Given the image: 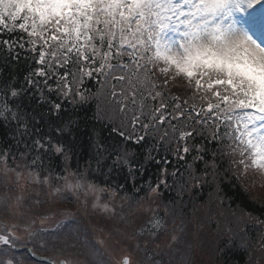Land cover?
<instances>
[{
    "label": "snow or ice",
    "instance_id": "6c2138e0",
    "mask_svg": "<svg viewBox=\"0 0 264 264\" xmlns=\"http://www.w3.org/2000/svg\"><path fill=\"white\" fill-rule=\"evenodd\" d=\"M5 48L11 60L24 53L32 61L19 84L15 75L0 81V120L6 128L15 122L12 140L32 166L25 164L26 171L19 163L13 167L9 160L15 161L16 153L10 146L0 149L5 176L15 174V187L3 185L0 211L23 216L21 210L31 205L22 193L36 185L52 195L68 193L85 206L114 212L107 200L127 190L129 182L147 171V164H155L160 172L155 186L149 183L147 189L158 193L161 184L167 186L173 160L184 162L183 171L171 172L173 179L179 173L181 188L186 186L184 177L194 186L200 183L198 162L205 165V177L210 168L215 175L218 158H227L229 170L240 175L249 170L264 174V0H0V52ZM173 86L189 95H173ZM93 96L103 103L98 104L97 119L102 112L109 121L105 127L121 138L122 149L106 145L95 125L73 118ZM26 101L32 102V111L22 107ZM24 136L31 142L17 139ZM78 136L88 138L95 171L105 177L103 186L79 169L57 174L63 185L55 186L51 175L40 169L38 161L48 154L67 162L78 147ZM149 143L143 161L129 151L131 145L143 148ZM161 150L165 155L158 158ZM125 169L122 183H107L114 170ZM17 188L21 194H15ZM133 188L144 190L135 183ZM59 199L72 202L67 194ZM144 211L153 212L148 223L158 232L162 224L152 205ZM60 215L63 219L53 226L47 215L39 228L35 220L24 225L27 238L22 243L32 245L27 247L31 256L54 247L64 236L82 235L73 215ZM18 227H0L5 256L0 264H34L8 256L21 247ZM145 231L156 235L149 229L139 234ZM261 243L264 246V234ZM95 244L102 247L104 241ZM83 247L93 264H106L87 237ZM48 264L56 261L49 259ZM59 264L70 262L63 259ZM120 264H130V259L125 256Z\"/></svg>",
    "mask_w": 264,
    "mask_h": 264
},
{
    "label": "trees",
    "instance_id": "16d2710c",
    "mask_svg": "<svg viewBox=\"0 0 264 264\" xmlns=\"http://www.w3.org/2000/svg\"><path fill=\"white\" fill-rule=\"evenodd\" d=\"M32 64L31 60H26L24 53H21L19 60H11L8 58V50L5 48L4 51L0 52V81H7L13 75L17 78V84L23 81L24 75L27 74L29 66ZM173 95H180L182 97H187L189 94L184 91L183 88L179 86L172 87ZM1 100H4V96L1 95ZM193 101H190L192 103ZM199 103V101H195ZM32 102L26 101L22 106L26 111H32ZM96 101L87 103L82 108H78L73 113V118L77 122H86L90 127L95 125L97 132L100 137L104 140L105 144L110 146V148H123L124 145L120 143L121 138L115 133H110L109 127L105 125L109 124V121L104 117L103 119H97V107ZM70 108L72 106H69ZM38 111V110H37ZM100 117L101 114H100ZM5 122L0 120V143H8L12 139V134L16 131V124L14 121H10L9 127H4ZM44 131L47 132L48 129L45 127ZM23 140H28L27 136L22 137ZM88 138L86 136H78L77 143L78 147L75 148L70 159L65 162L62 157L50 155H45L43 158L44 168L47 169L45 173L49 174H60L65 169H72L76 171L79 169L81 172L88 171L89 179L94 180L101 186L104 185L105 177L99 172L95 171L96 164L95 160L91 159L93 150L87 144ZM12 151L16 153V157L19 154L17 147L13 146V143L9 145ZM7 147V146H6ZM151 147V144L145 145L141 148L136 145H131L129 151H134L137 154L138 159L143 161V157ZM155 155V152L153 153ZM165 155L163 150H161L160 157ZM169 158H171L169 154ZM191 158H189L190 160ZM209 159L211 156L209 155ZM112 161L109 160L108 163ZM47 164H50L46 166ZM199 171L195 174L200 178V183L198 185H193L191 182H187V177H184L186 181V186L181 188V178L179 173L176 179H173L171 172L174 168H179L180 171L184 170V162H179L177 164L173 160V164L168 166V176H167V186L161 184L158 193L150 192L147 189V184L151 183L153 186L158 182L157 177L160 175L159 168L155 164H147V171L142 176H137L134 182H129L126 185V189H121L118 191L119 207L122 206L121 210L124 211L121 214L125 216L126 221L132 223L133 218L132 213L126 210V206L137 204L141 201L142 196H147L156 205L160 204L163 209L168 214V222L177 224L178 230L182 225L188 224L192 227V232H196L200 229L202 225L201 217L209 216L213 219L212 229L214 234V244L211 246L215 248L214 263L215 264H264V246H262V234H264V228H262L258 234V241L254 242L252 235L257 233L252 222L249 218L259 219L264 221V194H258V190H251L252 183L249 179H238L235 172L230 171V164L227 158L217 160V168L215 169V175L212 174L213 169H209V175L207 177L203 174L204 164L199 163ZM90 166V167H89ZM107 173L108 170L104 169ZM127 175L126 169L124 171L114 170L108 177L107 183L115 184L117 180L121 183L123 182L122 177ZM206 181V182H205ZM133 183L136 187H144L143 191H136L133 188ZM150 194V195H149ZM38 200L41 202H46L42 204L51 205V196L46 194H40ZM107 196V194H105ZM33 197V200H35ZM91 200V196L89 197ZM107 200V197L105 198ZM110 201V200H107ZM110 203V202H109ZM114 203V202H111ZM206 206V207H204ZM200 210H202L200 212ZM134 212V209L131 210ZM208 211V212H207ZM83 219L87 221L90 230L94 228H99L97 224L94 223V215L97 211H91L89 208H82L79 210ZM166 212L162 211V215H166ZM9 212L5 213L0 211V223L11 226L17 217H7L6 222H3V218ZM198 217V220L195 219ZM5 220V218H4ZM102 219H95L98 223ZM137 221V220H136ZM138 222V221H137ZM10 223V224H9ZM253 225V227H252ZM102 229V228H101ZM247 233V239L252 246H248L244 239V234ZM145 241V240H144ZM149 244L150 247L154 246L153 250L150 252L152 254L162 255V243L154 242H143ZM258 247L260 251L258 250ZM81 249H83L81 247ZM4 249H0V260L5 259L2 254ZM18 252V251H17ZM16 254V253H15ZM20 256L13 255L11 252L8 256L16 261H22L24 259L34 261V264H42L38 261L31 259L26 253L20 252ZM22 255V256H21ZM144 263L143 261H141Z\"/></svg>",
    "mask_w": 264,
    "mask_h": 264
},
{
    "label": "rangeland",
    "instance_id": "374dc122",
    "mask_svg": "<svg viewBox=\"0 0 264 264\" xmlns=\"http://www.w3.org/2000/svg\"><path fill=\"white\" fill-rule=\"evenodd\" d=\"M3 185H4V182L0 179V195H2V194H3V191H4ZM10 216H12V215L7 214L6 217H4L5 220H4V218H3V222H4V221L6 222V218H7V217H10ZM17 216H18V215H17ZM18 217H19V218H22L23 216H18ZM49 219H50V217H49ZM20 220H22V219H20ZM14 223H18V222H17L16 220H14ZM9 224H10V223H9ZM19 224H20V223H19ZM51 224H52V223H51ZM23 225H25V224H24V221H23ZM3 226H5V225L0 223V227H3ZM19 229H20V227H18V228L15 230V231L17 232V235H18V236H20V231H19ZM67 241H69V242H70V245L72 246L73 244L77 243V236H65V237H63V238L60 240V242H55V244H56V246L58 245V247H60V248H65V247L70 246V245L67 243ZM112 244H114V243L109 242V245H112ZM114 245H115V244H114ZM115 246H117V245H115ZM49 247H50V246H49ZM76 247H77V249H78L79 254L81 253V254H83V255H87L86 248L81 249V248L79 247L78 244H76ZM117 247H118V246H117ZM117 247H116V248H117ZM118 248H120V250H119ZM118 248H117V249H118L119 251H121V247H118ZM111 252H112V253H111L112 256L116 259V260H115L116 263L118 264V262L120 261V259H121V257H122V253H121V252H123V251H121V252H119V253H116V252H114V251H111ZM109 256H110V254H109ZM89 261L93 263L92 260L89 259ZM106 264H112V261H108V262H106ZM209 264H214V263H209Z\"/></svg>",
    "mask_w": 264,
    "mask_h": 264
}]
</instances>
